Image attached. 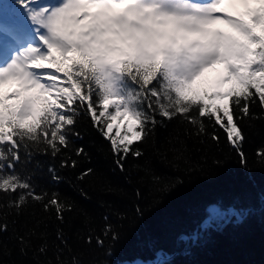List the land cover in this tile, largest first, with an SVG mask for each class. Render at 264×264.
Wrapping results in <instances>:
<instances>
[{
    "label": "snow or ice",
    "instance_id": "1",
    "mask_svg": "<svg viewBox=\"0 0 264 264\" xmlns=\"http://www.w3.org/2000/svg\"><path fill=\"white\" fill-rule=\"evenodd\" d=\"M218 65L224 74L217 83L231 85L227 91L195 87ZM257 102L264 109V0H0V193L16 194L0 200V237L10 231L6 217L14 214L12 224L18 223L29 198L44 212L54 208L61 223L64 212L74 210L58 194H38L35 171L19 166L33 159V149L53 157L68 149L71 137L80 136L79 117L90 118L110 142L123 172L129 154L144 155L133 145L149 140L163 119L182 117L199 135L206 117L239 149L245 140L240 121L254 118ZM176 152L182 156L183 146ZM82 154L84 148L76 150ZM94 174L88 168L78 178ZM223 215L213 208L202 227ZM29 220L28 238L10 237L22 256L42 224L35 213ZM57 239L67 243L62 232ZM3 255L11 249L0 253V264ZM55 259L60 264V256ZM72 264L84 262L73 257Z\"/></svg>",
    "mask_w": 264,
    "mask_h": 264
},
{
    "label": "trees",
    "instance_id": "2",
    "mask_svg": "<svg viewBox=\"0 0 264 264\" xmlns=\"http://www.w3.org/2000/svg\"><path fill=\"white\" fill-rule=\"evenodd\" d=\"M21 22L28 24L26 19ZM195 87L212 91L200 80ZM251 112L254 118L240 121L245 140L239 149L206 117V131L197 135V127L182 117L168 121L158 116L163 123L151 138L133 145L143 157L129 154L123 172L114 163L110 142L90 118L79 117L74 127L80 136L71 137L68 149L56 157L33 149V159L19 166L21 172L35 171L32 182L38 194H58L74 210L65 211L61 223L54 208L44 212L29 198L18 223L12 224L14 214L6 217L10 231L0 237L6 245L0 253L11 249V255L2 256L4 264H56L57 255L60 264H72L73 257L84 264H264V156L258 155L264 151V109L257 102ZM181 145L183 155L178 156ZM81 147L86 156L76 155ZM65 160L69 166L61 167ZM88 168L95 174L80 180ZM15 196L0 193V200ZM213 208L224 215L202 227ZM31 213L42 224L22 256L10 237L28 238ZM58 231L66 244L57 239ZM41 246L46 252H39Z\"/></svg>",
    "mask_w": 264,
    "mask_h": 264
},
{
    "label": "rangeland",
    "instance_id": "3",
    "mask_svg": "<svg viewBox=\"0 0 264 264\" xmlns=\"http://www.w3.org/2000/svg\"><path fill=\"white\" fill-rule=\"evenodd\" d=\"M241 10H243V9H241ZM21 23H22V25L26 24L23 22H21ZM223 74H224L223 73V67H222V70L220 71L219 75H217V76L210 75V71L207 70L205 72L204 76L200 78V81L204 85L209 86L212 89V91H215V90L227 91L231 85H229V84L218 85V83H217Z\"/></svg>",
    "mask_w": 264,
    "mask_h": 264
},
{
    "label": "bare ground",
    "instance_id": "4",
    "mask_svg": "<svg viewBox=\"0 0 264 264\" xmlns=\"http://www.w3.org/2000/svg\"><path fill=\"white\" fill-rule=\"evenodd\" d=\"M222 67H223L222 65H218V66H216V67H214L212 69H209L210 75H212V76L219 75L220 71L222 70Z\"/></svg>",
    "mask_w": 264,
    "mask_h": 264
},
{
    "label": "water",
    "instance_id": "5",
    "mask_svg": "<svg viewBox=\"0 0 264 264\" xmlns=\"http://www.w3.org/2000/svg\"><path fill=\"white\" fill-rule=\"evenodd\" d=\"M141 264H144V263H141Z\"/></svg>",
    "mask_w": 264,
    "mask_h": 264
}]
</instances>
